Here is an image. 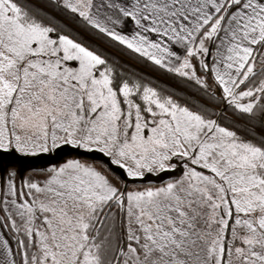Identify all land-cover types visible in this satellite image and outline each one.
<instances>
[{"label":"snow or ice","instance_id":"1","mask_svg":"<svg viewBox=\"0 0 264 264\" xmlns=\"http://www.w3.org/2000/svg\"><path fill=\"white\" fill-rule=\"evenodd\" d=\"M47 3L0 0V150L72 144L123 179L78 159L42 181L9 171L0 264H264V0ZM55 13L189 92L117 66ZM147 175L162 182L129 189Z\"/></svg>","mask_w":264,"mask_h":264},{"label":"trees","instance_id":"2","mask_svg":"<svg viewBox=\"0 0 264 264\" xmlns=\"http://www.w3.org/2000/svg\"><path fill=\"white\" fill-rule=\"evenodd\" d=\"M30 2L38 8L45 9L49 13H52L53 11L52 8L48 5L47 0H30ZM55 23L60 24L64 28L65 34L78 37L86 44H90L92 47L103 51V53L107 57H109L110 60L115 61L117 66H121L123 69L129 72H135L138 76L143 75L146 80H151L153 85L158 87L159 89L167 90L168 92L175 91L178 98L182 95H186L189 92V89L180 82V79L178 77H175L172 74H165L162 71L148 65L147 63L141 62L140 60L134 58L133 54H129L126 51L121 50V47L119 45L107 43L104 39L92 36L90 33L80 28L76 20L70 19L61 13H55ZM216 110H219V106H216ZM228 115L231 117V112H228ZM254 123L256 124L257 134H264V127H261L259 120ZM51 168V165H26L24 167H20L18 165H10L6 171L0 170V180L5 179L9 171H15L17 181H20L22 178L32 177H35L36 179L42 181ZM170 175L173 177L178 176L179 170ZM167 179L168 175L163 176V180ZM145 182L162 181L161 178H158L155 175H149L148 179Z\"/></svg>","mask_w":264,"mask_h":264},{"label":"water","instance_id":"3","mask_svg":"<svg viewBox=\"0 0 264 264\" xmlns=\"http://www.w3.org/2000/svg\"><path fill=\"white\" fill-rule=\"evenodd\" d=\"M78 154L87 158L101 160L108 164V159L106 156L99 152H89L88 150H83L81 148H77L71 145H61L58 146L52 153H41L34 156H25L20 154L15 149L10 150H0V169L7 168L9 165H18L20 167H24L26 165L31 166H46L55 163H59L65 157ZM114 171L119 173L123 177V171L117 169L114 165L108 164ZM149 176V175H148ZM148 176L144 180H136L138 182H145L148 179ZM133 180H131L132 182ZM130 181L128 180V184Z\"/></svg>","mask_w":264,"mask_h":264},{"label":"rangeland","instance_id":"4","mask_svg":"<svg viewBox=\"0 0 264 264\" xmlns=\"http://www.w3.org/2000/svg\"><path fill=\"white\" fill-rule=\"evenodd\" d=\"M61 145H66V144H64L63 142H59L58 146H61ZM68 145L76 147L75 145H72V144H68ZM57 147H52L51 144H49L47 152L39 151L38 149L37 150H33V151H26V152H20L19 150H17V151L20 154L25 155V156H34V155H38V154H41V153H52ZM77 148H80V147H77ZM10 149H14V148H10ZM10 149H8V150H10ZM81 149L86 150L84 148H81ZM72 159H78V160H80L83 163L95 164L97 167H100L102 169H103L104 165H108L106 162L101 161V160H95V159L87 158V157H84V156H81V155H78V154H72V155H69V156L65 157L59 163L51 164V166H52V168L53 167H59V166H62L64 163H66L68 160H72ZM8 167L7 168H3V169L1 168L0 170L1 171H6L8 169ZM108 167L111 168L109 165H108ZM112 172H114L117 176H119L121 179H123V177L119 173L114 171L113 169H112ZM47 174H46V176H47ZM110 175H111V173H110ZM129 181L131 182V179H129ZM160 183L161 182H138V181H132L131 183L128 184V187L131 190V189H136V188H143V187L149 186L150 184L159 185Z\"/></svg>","mask_w":264,"mask_h":264}]
</instances>
